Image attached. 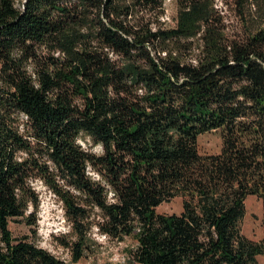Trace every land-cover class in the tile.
Segmentation results:
<instances>
[{
  "label": "trees",
  "instance_id": "16d2710c",
  "mask_svg": "<svg viewBox=\"0 0 264 264\" xmlns=\"http://www.w3.org/2000/svg\"><path fill=\"white\" fill-rule=\"evenodd\" d=\"M164 3L0 0V264H64L9 229L37 226L36 180L73 263L93 227L135 242L129 264L264 256V0H175L173 27ZM211 131L221 149L202 155ZM176 197L180 214L156 211ZM248 197L258 242L241 232Z\"/></svg>",
  "mask_w": 264,
  "mask_h": 264
},
{
  "label": "rangeland",
  "instance_id": "374dc122",
  "mask_svg": "<svg viewBox=\"0 0 264 264\" xmlns=\"http://www.w3.org/2000/svg\"><path fill=\"white\" fill-rule=\"evenodd\" d=\"M164 4L166 8L165 23L168 27H173L177 13L175 0H165ZM227 16L231 20L233 19L231 12H227ZM77 142L86 151H92L95 154L102 153V147L93 144L89 139H78ZM197 144L198 151L202 155L218 153L222 146L219 131L200 135ZM33 186L40 198V205L36 214L37 226L32 227L35 233L32 232L33 229L25 225L22 219H15L8 224L14 238L28 237L37 246L62 260L64 264H129V252L134 249L135 242L131 238H125L122 242L111 241L100 234L96 227L92 228L86 238L83 257L77 263H73L70 251L57 242V240H74L69 224L65 220L61 202L40 181H34ZM244 204L245 214L241 223V232L248 239L258 242L263 237L262 204L255 197L246 198ZM156 211L163 215H178L182 212L181 199L176 197L162 203ZM256 264H264L263 255H259Z\"/></svg>",
  "mask_w": 264,
  "mask_h": 264
}]
</instances>
